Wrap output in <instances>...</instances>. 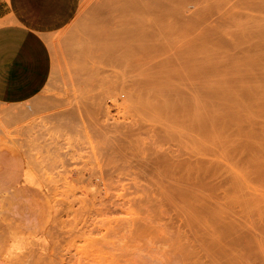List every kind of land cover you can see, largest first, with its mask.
Instances as JSON below:
<instances>
[{
    "label": "rangeland",
    "instance_id": "rangeland-1",
    "mask_svg": "<svg viewBox=\"0 0 264 264\" xmlns=\"http://www.w3.org/2000/svg\"><path fill=\"white\" fill-rule=\"evenodd\" d=\"M117 1L81 0L52 33L43 90L0 105V144L24 168V185L0 188V264H264V0H208L200 18L177 24L167 40L182 45L173 49H182L178 88L185 71L194 86L191 138L184 135L186 150L174 145L203 162H192L176 198L167 183L145 178L159 169L139 165L165 139L153 147L152 126L143 125L149 139L138 129L142 101L95 79L103 10ZM130 126L145 142L127 135Z\"/></svg>",
    "mask_w": 264,
    "mask_h": 264
},
{
    "label": "bare ground",
    "instance_id": "bare-ground-1",
    "mask_svg": "<svg viewBox=\"0 0 264 264\" xmlns=\"http://www.w3.org/2000/svg\"><path fill=\"white\" fill-rule=\"evenodd\" d=\"M115 1L116 0H114V2ZM207 2L208 0H119L116 2V5L113 3V6L109 7V10L108 9L103 10V13L105 15L103 14V19H102L103 22L101 27L102 36L97 39L98 41L99 40L102 41L101 44L102 52L101 55L98 53L96 54V56L101 60L103 66L102 68H98L96 76L94 73L95 79L97 78L99 80L98 82H100V84H103L102 86H104V84H106V86L113 85L112 87L117 86L119 87L120 90L125 92V94L129 93L130 95L132 93L142 101V104L140 105L139 109L138 106H134L135 109L136 107L138 109L135 111L139 112V114L136 115L139 117V118L136 117L139 119L138 129H142V127L144 128V130L147 129V128L145 129V127L143 126L145 125L144 122H147L149 124V125L147 124L148 126L146 127L149 128L150 126H152L150 132H148V129L147 131H144L142 129V131H144L146 135L151 132H152L151 135L153 134L155 135V136L153 135L152 137L149 136L151 137V141L152 138L154 139L155 137H157V139L155 138L156 141H154V143L156 142V144L153 145L152 143L153 147L158 144L157 140L158 142L159 141L161 142L163 137H165L164 140L167 141V144L165 143L166 141L164 140L162 141V143H165V146L169 145L168 143L173 142L170 143V146H167L166 148L164 147L165 148V149L163 148L164 150L162 149L164 145H162V143L161 144L159 143L158 146L160 145L161 147L159 146V149H157L156 147L157 150L154 149L155 151L154 150L152 151L153 154H151L152 152L150 153V151L153 148L151 146H150L151 149L147 147L150 151L146 149V153L148 150L147 154L148 155L151 154V155L150 156L147 155L149 157L147 161L144 160H141L143 162L139 161V165H143L147 167L151 166L159 169L158 171L159 177L157 176L158 178H155L156 176L150 174H149L150 176L148 174L146 175V173L145 175L147 177L145 178L146 179L148 178V183L150 181L149 180L150 178L151 180L152 178L153 180L155 179L154 182L157 179L158 181L162 180L161 181L162 183L165 184L167 183L166 185H168L169 187L168 194L176 195L174 196L175 198L178 195L182 196L181 189L183 185L186 186L187 183L191 182V178L193 174L192 162L195 163L194 161L196 160L197 164L195 163L196 164L195 166L198 165V167L202 165L201 163L203 162L198 163V159L196 158H193L192 161V156L189 155L190 150L188 151V147H187V151L189 154L186 153L185 151H182L183 149L179 150L180 144L181 147H183L182 144H184L185 142H189L186 139V137L188 134L191 135V130H192L191 128L193 127L192 126L193 120L191 115H193L194 113L191 110L194 107L193 106L192 108L190 107L191 104L190 100L191 97H193L192 89L194 90L193 88L194 86L192 85L191 79L190 81L188 79L191 76L190 73L186 72L185 70H182L183 72L185 71L184 75L188 73L187 79L186 76H182L183 74L182 71H181L182 74H180V76H182V78L184 77L183 79L186 80L188 83L186 81H185L186 83L184 82L186 85L184 84L183 91L181 90V88H178V86L180 85L182 86V84L179 82L178 85L176 82L174 59L179 55H181L179 52L182 49L181 50L179 49L180 51L179 50L175 51V50L181 48L182 45L175 44L176 46L177 45L178 46L176 48H173V44L175 41L174 42L172 41L173 43L171 44L168 43L167 40L170 37L171 33L173 32L174 28L177 27L176 26L177 24L181 26L182 24L186 25L189 21L196 18L197 14H199L200 11L203 12L202 9L205 10V7H207V4L205 3ZM214 17H212L211 19H213ZM197 18H200V15ZM211 19L208 20L203 19V20L210 21ZM251 42L252 41L248 43ZM253 44L254 43L249 44V46ZM183 45L185 47L187 46V43H184ZM185 59L189 60V58H187L186 55L185 57L184 56L182 57V60ZM262 63L264 64V61ZM263 64H257V65L260 66ZM177 65L178 63L176 64V66ZM179 65L180 68L184 67V65L181 64ZM89 71L86 73L92 74ZM99 74L100 77L98 76ZM96 84L97 86H101L98 83ZM96 84L93 83V86H96ZM190 90L192 95L190 93ZM189 95H191V97H189ZM136 96H133V98L135 99ZM140 100H139V104L141 103ZM137 103H135V105ZM147 120L148 121L150 120L149 122H151V125ZM134 121H136V119L133 120L132 122ZM178 121L179 122L182 121L184 125H182L181 123H180L181 125H178ZM127 123H131V121L130 122L128 121ZM134 126L136 127V125ZM134 126H130V128L128 127L130 132L128 131V129L124 130L125 128L122 129V131L123 130L125 132L128 131L129 133L127 132L128 134L127 133L125 134H127L132 138H134L136 135L142 137V140L145 142L144 140L145 138H143L142 136L143 133L140 134L138 131H135L138 133L136 134L134 132V129L130 130L131 127ZM174 126H176L177 128L182 126V128H178V129L179 130L184 129V130L183 131L181 130L182 131L181 133L180 131L177 132V130L175 131L176 127L174 128ZM132 131L134 133H131ZM177 133L179 134L184 133L183 136L185 135L186 137L184 136L185 138H183V136L180 135L179 138L182 136L180 140L178 137H175L176 135L178 136ZM146 135H144V137H148L149 134L147 136ZM168 136L169 138L172 137V139L167 138ZM149 137L147 139H149ZM124 138L127 137L124 136ZM166 138L169 140H167ZM177 138L179 143L176 142ZM189 138H191V136ZM128 139L130 138L128 137ZM122 140L123 139H121V141ZM133 141L134 139L132 140V142ZM138 141L140 140L138 139ZM143 141L142 143H144ZM174 141L175 143H177L179 147L178 146L176 147V144L174 145ZM125 143H130V142H125ZM144 145L141 144V146L139 147L141 148L143 146L142 149H140L143 152H145L143 150ZM171 146H175L176 148H178V151L175 153L174 150L171 148H169L170 150H168V147ZM118 147L120 146L117 145V149ZM160 148L162 150H160ZM119 150L120 149H118L117 151L121 153V151ZM184 150H186V148ZM142 151L141 153L144 156L146 153L144 154ZM184 152L186 153V156ZM181 156L182 157L185 156V157L182 158ZM125 157L126 156L124 155V158ZM136 163H138V161H136ZM143 174H141L142 176L139 175L138 176L142 178ZM160 177H165V178L160 179ZM145 178L144 180L146 181ZM163 180L166 182H164ZM183 181H185L184 184ZM156 182L155 185H157ZM152 183L153 182H151V185ZM160 185L161 184L158 182L157 186ZM157 186H155L156 189H159ZM155 187L153 185L152 189L154 193L156 191V189H154ZM165 187L167 186L164 187L162 186V188L164 189ZM160 194L161 191L159 193L158 190V193H156L157 197L160 196ZM178 228L179 227L177 226L176 229ZM177 231H179V229ZM236 238L239 239L237 235ZM236 238H233V240L235 239V241L232 240V243L234 242V244H238V242H240L241 239H239L237 242ZM183 254L186 258L190 256L188 251ZM252 259L255 262L257 261L256 258L254 259L252 257Z\"/></svg>",
    "mask_w": 264,
    "mask_h": 264
},
{
    "label": "crops",
    "instance_id": "crops-1",
    "mask_svg": "<svg viewBox=\"0 0 264 264\" xmlns=\"http://www.w3.org/2000/svg\"><path fill=\"white\" fill-rule=\"evenodd\" d=\"M81 0H0V105L27 102L52 70V33L74 17ZM13 148L0 144V188L24 185Z\"/></svg>",
    "mask_w": 264,
    "mask_h": 264
}]
</instances>
